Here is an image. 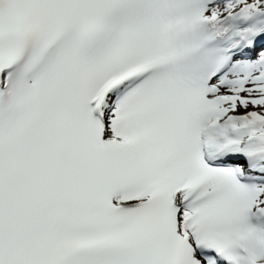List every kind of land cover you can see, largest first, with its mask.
<instances>
[{
	"label": "snow or ice",
	"instance_id": "6c2138e0",
	"mask_svg": "<svg viewBox=\"0 0 264 264\" xmlns=\"http://www.w3.org/2000/svg\"><path fill=\"white\" fill-rule=\"evenodd\" d=\"M0 264H264V0H0Z\"/></svg>",
	"mask_w": 264,
	"mask_h": 264
}]
</instances>
